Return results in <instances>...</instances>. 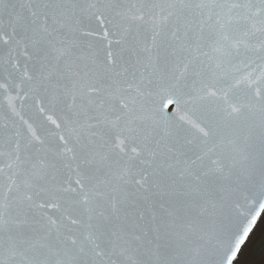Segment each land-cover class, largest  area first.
Returning <instances> with one entry per match:
<instances>
[{"label": "snow or ice", "instance_id": "obj_1", "mask_svg": "<svg viewBox=\"0 0 264 264\" xmlns=\"http://www.w3.org/2000/svg\"><path fill=\"white\" fill-rule=\"evenodd\" d=\"M0 95V264H213L236 213L235 264L260 225L264 0H0Z\"/></svg>", "mask_w": 264, "mask_h": 264}, {"label": "water", "instance_id": "obj_2", "mask_svg": "<svg viewBox=\"0 0 264 264\" xmlns=\"http://www.w3.org/2000/svg\"><path fill=\"white\" fill-rule=\"evenodd\" d=\"M10 2L11 3H22L23 0H10ZM93 27H95V24H93ZM22 62H23V60H22ZM166 97H167V93H165L163 91H158L157 93H155L150 98L149 103L158 112L165 113L169 116H172V117H175L176 119H178V117H176L177 109H176V106L174 104L170 105L168 108H163V104L166 102ZM2 102H3L2 95H0V103H2ZM181 114H183V113H181ZM196 115L199 116L200 114L197 113ZM25 116H26V118L31 117L33 120H35V122L38 126V130L41 133H43L46 129H48L50 127L41 118H38L36 116L34 108H25ZM241 203L245 204V202L243 200H241ZM243 210L247 211V205L246 204H245V207ZM50 212H51V210H50ZM243 220H244L243 216H240L236 213L232 214L231 220L228 222V230L222 236L223 243L217 249V251L213 257V264H221V261H222L223 256H224V252L227 250L228 243L230 242L232 235L237 231L239 226L243 223Z\"/></svg>", "mask_w": 264, "mask_h": 264}, {"label": "rangeland", "instance_id": "obj_3", "mask_svg": "<svg viewBox=\"0 0 264 264\" xmlns=\"http://www.w3.org/2000/svg\"><path fill=\"white\" fill-rule=\"evenodd\" d=\"M264 214L238 255L235 264H264Z\"/></svg>", "mask_w": 264, "mask_h": 264}]
</instances>
